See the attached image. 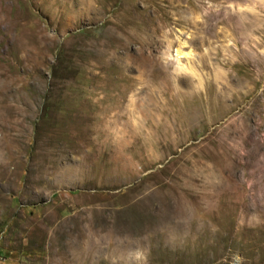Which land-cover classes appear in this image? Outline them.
<instances>
[{
    "label": "rangeland",
    "instance_id": "rangeland-1",
    "mask_svg": "<svg viewBox=\"0 0 264 264\" xmlns=\"http://www.w3.org/2000/svg\"><path fill=\"white\" fill-rule=\"evenodd\" d=\"M263 110L264 0H0V264H264Z\"/></svg>",
    "mask_w": 264,
    "mask_h": 264
},
{
    "label": "bare ground",
    "instance_id": "bare-ground-1",
    "mask_svg": "<svg viewBox=\"0 0 264 264\" xmlns=\"http://www.w3.org/2000/svg\"><path fill=\"white\" fill-rule=\"evenodd\" d=\"M211 1V0H210ZM213 2V0H212ZM215 2V1H214ZM150 38L149 37H146V42L149 40ZM264 111V110H263ZM239 133V132H238ZM239 136V135H238Z\"/></svg>",
    "mask_w": 264,
    "mask_h": 264
}]
</instances>
